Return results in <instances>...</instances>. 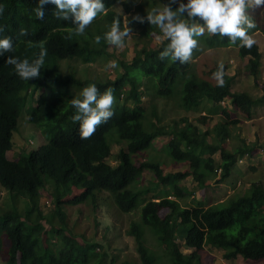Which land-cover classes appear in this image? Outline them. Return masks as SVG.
<instances>
[{
    "label": "trees",
    "instance_id": "trees-1",
    "mask_svg": "<svg viewBox=\"0 0 264 264\" xmlns=\"http://www.w3.org/2000/svg\"><path fill=\"white\" fill-rule=\"evenodd\" d=\"M103 2L104 13H98L83 33L76 34L71 15L68 20L57 18L53 15L54 5H44V17L37 19L36 0H0V25L5 29L0 35L9 36L14 44L12 53L0 55V186L12 202L0 209V255L6 253L5 264H211L207 253L211 249L221 250L227 260L240 256L264 261V179L252 180L245 192L206 206L202 200L196 201L181 183L190 177L204 191L218 171L215 181L222 183L237 161L241 162L245 155L252 157L258 151L257 142L246 144L236 134L233 138L229 126L239 122L221 104L230 98L231 105L242 104L249 116L253 104L264 102V85L262 94L255 98L245 91H231L234 76L227 75L226 62L222 63L223 84L217 85L194 73L191 58L201 51L200 44L202 50L234 46L239 57L248 58L249 72L255 77L262 59L258 45L244 48L239 40L232 43L227 37L206 30L195 37L197 47L181 64L167 57L159 58V52L169 42L162 36L154 47L145 43L135 49L130 61H119L122 71L112 79L86 75L81 78L75 70L62 72L61 61L90 64L111 56L108 49L112 44L105 42L103 34L113 19H118L121 28L125 27L124 14L128 24L139 26L146 38L162 33L147 20L140 23L133 19L136 15L144 16L156 5H135L137 9H131L127 0ZM116 4L123 12L114 8ZM173 4L175 8L177 5ZM262 9L264 5L246 7L245 12L254 23L247 34L256 30L264 34V22H257ZM179 18L189 25L196 19L202 23L198 17L192 20L181 14ZM21 27L28 33L24 37L17 36ZM97 36L101 37L99 42ZM39 44L45 47L46 56L38 77L23 80L12 65L4 63L8 55L35 58ZM217 65L208 73L215 72ZM88 84H95L99 94L111 90L112 116L97 125L88 138L81 139L78 122L71 119L74 109L70 104V99L79 94H72L71 89L80 93ZM141 86L160 98L178 96V106L186 112H218L220 118L203 131L185 115L166 126L155 125L141 105ZM36 93L35 103L28 105ZM22 110L37 130L40 143L36 149L9 159L6 153L12 147V134ZM206 119V115L199 116L202 123ZM159 136L169 137L164 144L169 163L185 164L184 169L165 171L164 161L146 158L144 152ZM230 138L236 140L233 148L228 145ZM113 141L125 142L126 146L118 150L115 163L111 164L108 159ZM215 153L219 154L218 159L213 158ZM249 169L255 171L253 166ZM146 170L151 172L152 180L141 184V174ZM42 192L53 206L47 213L40 209ZM104 193L120 214L138 210V220H131L126 229L133 238L136 259H121L111 247L110 236L93 241L81 235L79 240L68 228L65 205L89 200L96 212L97 200L107 199ZM149 193L152 194L148 197ZM188 195L193 197L189 206L183 201ZM110 215L113 216L111 208ZM95 219L98 223L96 216ZM42 222L49 225V230ZM181 247L189 251L183 252Z\"/></svg>",
    "mask_w": 264,
    "mask_h": 264
},
{
    "label": "rangeland",
    "instance_id": "rangeland-1",
    "mask_svg": "<svg viewBox=\"0 0 264 264\" xmlns=\"http://www.w3.org/2000/svg\"><path fill=\"white\" fill-rule=\"evenodd\" d=\"M127 4H132L131 9L136 8L134 7L135 5L137 7L142 6L144 8L156 5L157 8H160L163 7V4H169V6L174 9V7H172V5H174L172 0H127ZM175 4L177 5V3ZM257 7L260 6H255V8ZM114 8L119 12H123L122 7L118 4L114 5ZM258 17L259 20H257V22L259 24L263 23L264 9L260 11ZM126 18L127 14H124L123 19L125 26L129 29V34L123 39L120 46L111 45L109 47L108 52H111V56L98 58L94 63L90 64H84L78 60L61 61L60 64L62 72L67 73L68 71L75 70L76 75L79 77H84V75H86L89 78L100 79V77H105L112 79L116 73L122 71L119 66V61H130L136 51L135 49L145 43L154 47L159 43L162 36H164L163 33H161L153 35L150 39H148L140 30L139 26L134 24L129 25ZM194 22L199 21L196 19ZM248 35L254 39L255 43L259 47V51L262 53V62L260 63L258 73L255 77H253L249 72V65L247 64L248 58L239 57L237 47L234 46L210 49H205L204 47L202 50V45L200 44L199 46H201V51L197 54L196 58H191L190 60L193 64L192 67L194 73L211 83H215V78L212 74L208 73V71L215 65L226 62L228 66L226 69L227 75L234 76L231 82V91H245L254 98L260 96L263 92L262 85H264V34L259 30L254 31L253 33L249 32ZM124 88L127 90L128 85H125ZM71 91L74 95L79 94L78 89L72 88ZM140 96L141 105L146 111L148 120L155 123V125L166 126L171 122V120L178 119L180 116L185 115L188 117L193 126H195L198 130L203 131L208 127H211V125L220 118L218 112L210 114L205 113V111L202 113L200 112V114L195 112H186L178 106V96L160 98L154 95L152 90L146 89L144 86L140 87ZM37 97L38 94L36 93L34 98L29 100L27 104L29 105L31 103L33 105ZM127 104L131 105L132 103L131 101H127ZM221 105L231 112V118H236L239 122L236 125L229 126L231 133L233 132V138H235L234 134H236L239 138L243 139L246 144H250L252 142L251 140L257 142L258 151L252 157L245 155L240 159L241 162L237 161L229 176L224 179L221 186L215 181L219 178V171L217 172L218 174L215 178L211 179L210 185L205 188L204 191H200L190 177H186L181 181L186 190L190 191L192 195H194V199L196 201H203L204 206L221 202L225 200L227 196L234 193H243L248 189L252 180H257L258 178L264 179V102H257L253 104L251 108H249V112H251V115L249 116L246 108L242 104H239V106L231 105L230 98H226ZM24 110L20 111L17 119V129L12 134V147L6 153L9 159H15L20 154L27 153L31 149H36L40 143L37 130L33 124L27 120V114ZM153 112L156 116H154ZM202 114L207 117L205 123H202L199 120V116ZM168 138V136L156 137L153 140L151 147L144 152L146 158L153 160L161 159L164 161L166 163V165L163 166L165 171L184 169L186 167L185 164L174 163L176 166H172L171 164L173 162L169 163L166 159L167 155L164 153V144ZM233 138H230L228 141L230 148H233L236 143V140ZM240 144L242 143L240 142ZM125 146V142L115 143L113 141L111 146V156L109 157L108 162L111 164L115 163L118 150L124 149ZM213 158L218 159L219 154L215 153ZM136 159L141 160L143 158L141 157ZM249 166H253L255 171L250 170ZM149 180H152L151 172L148 170L143 171L140 183L146 184ZM159 188L161 189V187ZM150 194L152 193H149L147 196L149 197ZM192 195H188L185 199H183L184 202H187L188 206L192 204L190 201L193 198ZM103 196H106L107 199L104 201L97 200L98 206L96 212L92 210L93 208L89 200L79 205H65L64 210L66 212L69 230H71L79 240L82 236L87 240L93 241L101 239L103 235L110 236L111 247L115 248L121 259L126 256L131 259H136L137 253L135 251L134 241L131 236L127 235L126 229L131 220H138V210L136 209L130 214H120L115 209L114 203L113 205L111 204L112 202H110V197L106 193H104ZM10 201L11 197L0 186V209L8 207L12 203ZM17 203L19 207L22 206L21 200H18ZM110 208L111 212H113V216L110 215ZM40 209L43 213L50 212L53 209L51 199L43 192L40 197ZM95 216L98 223H96ZM42 223L45 230H49V225L46 222ZM51 240L55 241V238L52 237ZM96 250H99V252L101 251L100 249ZM181 250L183 252L189 251L184 247H181ZM207 253L210 256L208 261H211V264L264 263L262 260L260 262L251 261L243 259L240 256L227 260L222 257L221 250L211 249L210 252L207 251ZM5 260L6 253L3 252L0 255V264H5Z\"/></svg>",
    "mask_w": 264,
    "mask_h": 264
},
{
    "label": "clouds",
    "instance_id": "clouds-1",
    "mask_svg": "<svg viewBox=\"0 0 264 264\" xmlns=\"http://www.w3.org/2000/svg\"><path fill=\"white\" fill-rule=\"evenodd\" d=\"M172 2L177 3L174 9L169 4H163V7H154L144 16L133 17L140 23L147 20L149 24L157 26L168 39L166 47L159 52L161 60L167 57L181 64L186 62L192 50L197 47L195 37L202 36L205 30L210 34L227 37L232 43L239 40L244 48H251L255 43L254 39L247 34V30L253 28L254 23L245 9L253 5H264V0H172ZM36 4L34 12L37 19H43V6L46 4L55 6L53 15L57 18L68 20L71 15V24L76 34L83 33L98 13H104L105 8L103 0H36ZM181 14L192 20L193 17H198L202 23L186 24L179 18ZM4 31V26L0 25V33ZM27 34V30L23 27L17 32L18 37H24ZM71 34L69 33V36ZM128 34V27L121 28L118 19H113L107 31L104 32L103 39L106 43L120 46ZM100 39V36L96 37L97 42ZM38 47V54L31 60L8 55L4 63L12 65L16 75L23 80L36 78L40 75L39 70L43 67L46 56L43 44H39ZM13 51L12 39L7 35H0V55ZM212 76L217 85L223 84L222 64L217 65V70L212 73ZM70 104L74 109L71 119L74 123L78 122L80 138L86 139L96 130L97 125L107 122L112 116L113 96L111 90H105L99 94L95 84H88L80 90L79 97L70 99Z\"/></svg>",
    "mask_w": 264,
    "mask_h": 264
},
{
    "label": "crops",
    "instance_id": "crops-1",
    "mask_svg": "<svg viewBox=\"0 0 264 264\" xmlns=\"http://www.w3.org/2000/svg\"><path fill=\"white\" fill-rule=\"evenodd\" d=\"M256 31H258V30H256ZM253 33V32H252ZM262 62V61H261ZM252 142H253V140H251ZM220 184V186L222 185V183H219Z\"/></svg>",
    "mask_w": 264,
    "mask_h": 264
},
{
    "label": "built area",
    "instance_id": "built-area-1",
    "mask_svg": "<svg viewBox=\"0 0 264 264\" xmlns=\"http://www.w3.org/2000/svg\"><path fill=\"white\" fill-rule=\"evenodd\" d=\"M261 264H264V263H261Z\"/></svg>",
    "mask_w": 264,
    "mask_h": 264
}]
</instances>
